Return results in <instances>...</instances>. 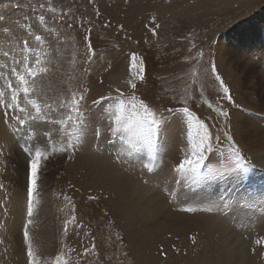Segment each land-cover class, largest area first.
Here are the masks:
<instances>
[{
    "label": "rangeland",
    "instance_id": "obj_1",
    "mask_svg": "<svg viewBox=\"0 0 264 264\" xmlns=\"http://www.w3.org/2000/svg\"><path fill=\"white\" fill-rule=\"evenodd\" d=\"M49 2L58 13L71 9L72 19L65 18V29L67 23L74 26L68 30L71 34L66 44L57 45L47 35L46 27L55 28L51 14H45L46 25L38 23L36 0H0L4 26L27 21L51 44L41 47L50 53L48 59L56 67L38 81V95L65 102L68 107L64 111L68 112L72 94L82 91L87 101L83 108L90 120L102 129L115 128L119 102L101 107L91 101L120 87L125 92L124 118L132 114L129 99L133 90L125 82L132 78L129 54L136 52L143 60L145 76L143 81H136V100L149 104L163 125L154 146L142 145L123 160L112 159L123 147L119 134L105 132L99 153L86 144L72 160L51 154L54 142L43 134L48 130L43 122L37 136L29 139L27 133L22 134L20 144L49 154L41 164L34 224L29 226V230L34 229L30 235L42 264H55L56 255L69 248L76 250L70 257V264H76L77 253L90 246L92 237L97 252L79 264H264V245L255 243L264 237V221L255 222L264 214L260 211L264 203V149L246 128L243 131L244 124L264 130V0ZM94 7H99L100 18L95 17ZM153 15L157 17L155 23ZM78 18L93 24L92 43L97 55L90 65L86 63L83 33L76 26ZM106 21L111 22L110 28L104 27ZM119 24L124 30L117 27ZM156 24L160 27L154 36L150 29ZM31 43L37 46L34 40ZM198 50L204 53L199 63L192 59ZM211 63L229 86L232 101L221 99L224 94L210 71ZM85 68L91 71L85 72ZM218 108L230 115L222 117ZM196 121L207 124L213 135L220 137L200 169L202 174L234 168L225 132L233 136L250 161L247 171L235 169L223 178L210 180L192 179L179 172L178 164L198 139ZM0 129L4 131L0 130L3 143L2 134L7 133L2 112ZM55 143L59 147L58 138ZM6 156L7 171L0 173L6 185V190H0V238L4 240L0 264H16L14 260L27 264L23 225L14 232L10 227L16 197L21 200V222L25 223L27 159L15 145L12 149L9 145ZM65 195L74 202L77 220L84 225H69L67 233L63 226L72 215V205ZM89 195L99 199L89 200ZM117 202L132 215V221L125 223L122 217L112 215L109 210ZM12 232L17 241L15 258L10 254ZM192 236L196 237L195 244ZM239 240L244 243V252L237 245ZM161 244L168 253L166 259L159 256Z\"/></svg>",
    "mask_w": 264,
    "mask_h": 264
},
{
    "label": "snow or ice",
    "instance_id": "obj_2",
    "mask_svg": "<svg viewBox=\"0 0 264 264\" xmlns=\"http://www.w3.org/2000/svg\"><path fill=\"white\" fill-rule=\"evenodd\" d=\"M89 3L95 4V0H89ZM37 7L40 9L38 23L46 25L45 14H51V19L54 22L55 28H45L47 35L53 37L57 45L66 44L70 36V31L73 29V23H67L65 29V18L72 19L71 9H61L57 12L49 0H36ZM95 17L100 18L102 13L99 7L93 9ZM3 17H0V60L5 61L0 63V112H2V119L5 125L7 135L4 137V142L0 143V173L7 171V150L9 141L16 147L20 148L26 155L27 159V177H26V217L23 224V241L26 245L27 264H42V258L34 251L33 240L30 235L29 226L34 224V211L36 193L39 190L40 171L43 160L49 158V154L36 148L20 144L24 133H27L29 139L39 134V129L44 125L48 126V130L43 134L54 142L51 154H59L65 156L67 159H74L76 153L84 148L87 144L89 149H95L96 153L101 151V141L104 138L105 132H111L114 135L119 134V139L123 147L118 151L113 160H123L125 155H131L138 151L142 145L154 146V140L160 133L163 121L157 119L156 113L144 100H136L135 90L137 88L136 81H143L145 79L144 69L142 67L143 60L136 52L129 54L130 69H132V78L125 83L128 88L132 89V94L129 103L132 107V114L128 118H124V98L125 92L120 87H116L107 94H101L91 101L93 106L103 107L105 104L112 101H118L117 108L118 115L115 117L116 127L108 126L106 129L90 120L87 111L84 110L83 105L87 103L85 94L81 91L79 95L72 94L70 111L64 110L68 105L63 101L50 100L47 97L38 95L37 83L38 81L48 77L53 73L56 65L48 59L50 53L45 52L41 46L48 45L49 41L45 36L37 34L33 30V26L27 21L24 23L13 22L12 25L4 26ZM157 17L152 16V21L155 23ZM76 26L79 27L83 33V41L85 43V54L87 56L86 63L91 64L96 58V49L92 43L93 24L91 20L78 18ZM105 28L111 27V22H104ZM117 27L124 30V25L119 24ZM160 25L156 24L150 31L155 36L157 35V28ZM59 28L60 31L55 29ZM63 38V39H62ZM127 39L131 37L126 36ZM35 41L37 46H33L31 41ZM138 43V42H137ZM195 49L196 45L193 44ZM58 50V49H57ZM202 51H196L192 59L199 63L203 58ZM139 61V65H138ZM137 69H139L137 71ZM91 71L90 68H85V72ZM210 71L214 74L215 80L218 81L219 87L223 92L222 100L232 101L233 97L229 86L224 79L216 71L215 63L210 64ZM103 83V81H101ZM114 92V94H113ZM182 111L191 115L188 108H183ZM217 111L222 117H228L230 113L218 108ZM83 117V119L81 118ZM71 122V123H70ZM91 125V126H89ZM70 128L74 131H70ZM195 135L198 139H194L191 145V151L186 154L184 159L178 164L177 170L192 179L202 178L204 180L216 179L218 176L223 178L228 172L235 169H242L247 171V165L250 161L246 160L241 147L236 143L233 136L224 133L228 140V148L230 152V163L233 167H226L224 171L209 170L206 174H202L200 169L204 162L208 159V153L213 150L214 142L220 143V137L214 136L209 130L207 124L196 121L194 124ZM91 136V140H89ZM57 138L59 139V147L56 146ZM27 144V141L25 142ZM145 171H151L146 168ZM0 190H6V185L0 180ZM114 195V193H113ZM65 200L72 205V215L64 221L63 230L68 232L69 225L75 228L84 227L82 222H78L75 215V204L70 197L65 195ZM89 200H98L96 195H89ZM254 208L255 205H246ZM5 213L7 208L4 207ZM112 215L118 218L122 217L127 223L133 220L132 215L127 212L123 205L117 202L113 208L109 210ZM261 213H264V203L261 205ZM107 215V213H106ZM264 221V214L258 216L255 222ZM114 223V222H113ZM79 235V232H77ZM117 239H121L117 234ZM193 244L196 243V237L192 236ZM4 240L0 238V244ZM257 245H264V237L255 241ZM75 249L69 248L67 252L61 251L55 257V264H70L71 253ZM255 253L256 249H251ZM95 237H92L90 246L83 247V251L77 253L76 264L87 257L89 254H96ZM160 257L167 258L168 253L164 250L161 244L158 247Z\"/></svg>",
    "mask_w": 264,
    "mask_h": 264
},
{
    "label": "bare ground",
    "instance_id": "obj_3",
    "mask_svg": "<svg viewBox=\"0 0 264 264\" xmlns=\"http://www.w3.org/2000/svg\"><path fill=\"white\" fill-rule=\"evenodd\" d=\"M250 87V86H249ZM249 125V124H248ZM2 126V125H1ZM254 127V128H253ZM253 127H248V126H246V124H244L243 125V131H245V128H246V131L248 132V134H250V135H253L254 137H256V139H257V141L259 142V145L261 146V148H263L264 149V130H262V129H260L258 126L256 127V126H254L253 125ZM2 128H3V130H4V127L2 126ZM256 128V129H255ZM1 130V132H4V131H2V129H0ZM241 131H242V129H241ZM0 132V133H1ZM243 133V132H242ZM2 135H7V134H2ZM247 135V134H246ZM4 136V137H5ZM9 143V145L11 146V149L14 147V144L11 142V141H9L8 142ZM259 146V147H260ZM22 196V195H21ZM17 199H15L14 198V201L12 202V211H13V214L11 215V219H10V227L12 228V231L14 232V230L16 229V227H18V225L19 224H22L23 225V223L21 222V220L23 221V219H21V209H20V198H18V197H16ZM51 203V202H50ZM148 207H150V205H148ZM22 208V207H21ZM43 208H45V206L43 207ZM49 209V208H48ZM24 211V213H25V210H23ZM161 211V210H160ZM24 213H23V215H22V218L24 217ZM155 217V216H154ZM153 217V218H154ZM30 230H32V233H33V228L31 227V229ZM13 232L10 234L11 236H12V241H11V245H10V247H11V250H13L12 252L13 253H10L11 254V256L13 257V258H15V254H14V252L16 253V250H17V247H16V245H17V241H16V238L14 237V234H13ZM31 233V232H30ZM43 232H41V234H42ZM49 233V232H48ZM33 236V235H32ZM43 236H45V234L43 233L42 234V237ZM239 243L237 244L238 246H239V249L240 250H243V252H244V249H243V247H244V243H243V241H241V240H239L238 241ZM236 245V244H235ZM17 254V253H16ZM246 255V254H245ZM242 257V256H241ZM242 259H243V257H242ZM14 263H19V262H16L15 260H14Z\"/></svg>",
    "mask_w": 264,
    "mask_h": 264
}]
</instances>
